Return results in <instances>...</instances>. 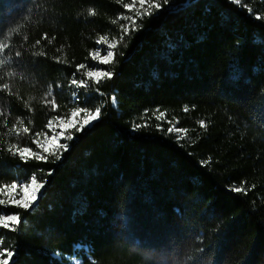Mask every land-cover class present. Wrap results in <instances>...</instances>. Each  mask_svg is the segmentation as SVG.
Instances as JSON below:
<instances>
[{
	"label": "trees",
	"instance_id": "obj_1",
	"mask_svg": "<svg viewBox=\"0 0 264 264\" xmlns=\"http://www.w3.org/2000/svg\"><path fill=\"white\" fill-rule=\"evenodd\" d=\"M145 1L0 0L11 264H264V0ZM97 107L39 159L50 122ZM33 176L38 203L12 204Z\"/></svg>",
	"mask_w": 264,
	"mask_h": 264
},
{
	"label": "rangeland",
	"instance_id": "obj_2",
	"mask_svg": "<svg viewBox=\"0 0 264 264\" xmlns=\"http://www.w3.org/2000/svg\"><path fill=\"white\" fill-rule=\"evenodd\" d=\"M133 3H134V5L132 4L133 6L131 5L129 9L133 11L134 15H140L143 10H147L148 6H145L146 5L145 0L143 3H142V0H134ZM108 44H110V42H107L104 46L105 48H101L94 55L96 60L100 63L104 60V57H105L107 51L109 50ZM112 58H113V56L111 58H108L107 62H102V63L111 62ZM104 77L105 76L93 77V79L96 81H99V80L103 79ZM86 117H88L87 114L77 112L76 117L71 116V118L68 120L61 119V120H56V121L52 122L51 127H50L52 135L40 142V144L38 146L39 152H37L38 156L40 157V156H43L44 154L52 153L53 151H56L57 145L66 143V142H64V140L67 137L68 131H70L71 129L79 128L81 126V124H83L82 129L89 128L99 118L98 117L94 121L89 120V121L85 122ZM61 132H63L62 136L58 135V136H56L55 139H53V135L55 133H61ZM24 155L28 156V155H30V153L24 154ZM25 186H27V191H25ZM43 191H44V185L39 184L37 182H36V184H32L30 182V184L17 185L15 190L9 189L6 193V197L12 204H15V205H18V204L13 203V201L27 200L30 202V206L28 208H31L32 206H35L38 203ZM33 197H36V199H33ZM18 223L17 222H10L9 228H13ZM12 258L9 260L8 257L6 256V254L0 255V259L8 260V264L12 263V261H13ZM70 262H71V264H81V260H79L76 257H72L70 259Z\"/></svg>",
	"mask_w": 264,
	"mask_h": 264
},
{
	"label": "snow or ice",
	"instance_id": "obj_3",
	"mask_svg": "<svg viewBox=\"0 0 264 264\" xmlns=\"http://www.w3.org/2000/svg\"><path fill=\"white\" fill-rule=\"evenodd\" d=\"M143 2H144V0H142V3H143ZM147 2H148L152 7H157V8L159 7V5H154V4H152V0H147ZM234 2H237V3H238L239 0H234ZM148 14H151V13H148ZM133 27H134V21H133ZM122 31L127 32V28H123ZM101 42H103V40H102ZM115 47H116V44H115V43H110V44H108V49H109V50L107 51V53H106V55H105V57H104V60H103L102 62H107L108 58H111V57L113 56V51H112V49H114ZM81 67H82V65H81ZM86 75H87V77H89V78L100 77V76L110 77V76H111V73L106 72V71H103V72H102V71H100V70H95V71L90 70V71H88V72L86 73ZM72 83L75 84V83H77V82H76L75 80H73ZM81 83H82V82H81ZM100 115H101V110H100L99 107H97V108L95 109V113H94V115L91 114V113H89L88 117H86L85 122H87V121H89V120L94 121V120H96L98 117H100ZM72 116H73V117H76V116H77V112L74 111V112L72 113ZM49 127H51V122L49 123ZM82 128H83V124H81V126H80L79 128H77V131H80ZM169 131H171V129H169ZM58 135H59V136H62V135H63V132H61V133H55V134L53 135V139H55L56 136H58ZM71 138H72L71 136L67 137V139H71ZM33 142H34V143H37L38 146H39V142H38L37 140H34ZM68 147H69V145H68L67 143L59 144V145H57V149H56V151H53V152H52V155L56 156L57 159H59L60 156H59L57 153L60 152V150H64V151L68 150ZM29 153H30V149H29L28 147H24V148L21 150V154H22V155H23V154H29ZM39 159H44V157H43V156H40ZM31 183H32V184H36V178H35V176L32 177V179H31ZM16 187H17L16 184H12V185H11V188H12L13 190H15ZM231 190H232V191H235V192H240V191H242V189H240V188H233V189H231ZM25 191H27V186H25ZM33 199H36V197H33ZM3 203H4V201H3V200H0V204H3ZM13 203L18 204L20 207L25 208V209H27V208L30 206V202L27 201V200H23V201H13ZM10 222H17V223H18L19 220H18L17 215H11V214H9V215H0V226H2V227H4V228L7 229V228L10 227ZM4 254H6V256L8 257L9 260H10V259L13 257V255H14V253H13L12 250H7V249L3 250V252L0 253V255H4ZM0 264H8V260L0 259Z\"/></svg>",
	"mask_w": 264,
	"mask_h": 264
}]
</instances>
